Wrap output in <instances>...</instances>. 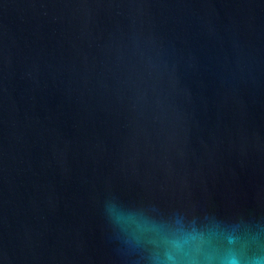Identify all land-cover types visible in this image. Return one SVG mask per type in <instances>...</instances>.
Returning <instances> with one entry per match:
<instances>
[{"label":"water","instance_id":"water-1","mask_svg":"<svg viewBox=\"0 0 264 264\" xmlns=\"http://www.w3.org/2000/svg\"><path fill=\"white\" fill-rule=\"evenodd\" d=\"M0 264H264V0H0Z\"/></svg>","mask_w":264,"mask_h":264}]
</instances>
